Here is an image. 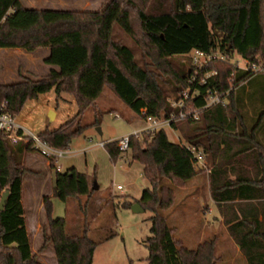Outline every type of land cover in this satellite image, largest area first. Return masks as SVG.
Wrapping results in <instances>:
<instances>
[{
	"label": "trees",
	"instance_id": "16d2710c",
	"mask_svg": "<svg viewBox=\"0 0 264 264\" xmlns=\"http://www.w3.org/2000/svg\"><path fill=\"white\" fill-rule=\"evenodd\" d=\"M137 3L156 4L157 11L148 14L136 9ZM134 14L146 46L159 63L169 66L172 58L187 60L182 71L173 75L179 84L177 98L189 86L198 92L185 110L202 108L209 91L229 92L225 106L203 109L194 121L171 122L184 143L169 141L165 130L129 136L130 158L142 164L141 174L150 185L134 201L152 213L145 241L147 264H215L211 242L183 247L168 221L179 187L201 170L194 168L187 144L200 149L203 156L212 155L211 198L220 213L222 206L229 205L225 223L245 263L264 264V73L242 81L243 72L219 61L206 64L192 82L194 68L188 57L192 50H202L229 57L236 53L248 63L264 60V0H110L102 9L87 12L38 10L20 0H0V49L27 53L47 49L43 63L52 67L41 79L20 76L0 85V108L16 117L26 101L42 93L53 90L56 97L60 93L72 96L77 106L74 118L37 135L47 145L67 151L75 137L91 128L93 123L82 124L83 114L105 86L135 116L142 111L152 117L177 114L179 109L166 103L157 77L135 62L130 48L111 39L114 25L134 36ZM104 149L113 163L123 154L116 140L107 142ZM222 150L234 158L252 159L255 179L243 173L227 178L226 170L216 163ZM29 151H35L31 140L10 143L0 131V199L8 192L0 210V264H42L32 252L22 206L23 157ZM49 161L54 168L53 159ZM54 177L51 197L66 202L83 196L86 200L78 207L85 211L94 192L88 176L70 168L55 172ZM51 197L42 202L46 217L42 249L50 244L57 264H92L95 248L115 233L110 229L93 238L85 226L78 236L67 235L65 219L52 218ZM132 204L125 198L118 206L125 209Z\"/></svg>",
	"mask_w": 264,
	"mask_h": 264
},
{
	"label": "rangeland",
	"instance_id": "374dc122",
	"mask_svg": "<svg viewBox=\"0 0 264 264\" xmlns=\"http://www.w3.org/2000/svg\"><path fill=\"white\" fill-rule=\"evenodd\" d=\"M109 1L21 0L24 5L38 10L49 8L76 12L98 11ZM140 8L148 14L157 11V5L153 3L144 6L137 3L136 9ZM135 10L132 13H135ZM133 30L134 36L130 37L114 25L111 39L119 46L123 45L130 48L135 62L157 77L158 84L166 94V103L171 104L178 100L180 96L176 97L175 89L179 84L173 75L182 71L187 60L185 58H172L169 60V66L159 63L153 52L145 44L135 14L133 15ZM7 52L0 53V83H9L11 80L9 77L12 73L15 75L18 65L25 68L24 65L32 59L35 60L36 64H39L41 58L48 54L47 49H41L34 58L27 57L29 55L24 56L22 53L25 51L22 50L8 49ZM235 59L240 61L238 56ZM41 72L36 76L37 79L46 73V71ZM100 95L99 99L83 114L82 124L93 123L91 128L71 141L69 149V152L72 153L71 156L61 158L58 163V165H71L72 163L74 167L88 176L91 187L93 182H96L97 187L93 190L87 209L84 211L78 207L86 200L83 196L63 202L51 197L53 195L51 191V194L45 197H51L52 218L65 219L67 235L78 236L85 226H88L93 232V238L100 237L102 234L105 235L110 229L115 233L109 241L99 244L95 248L92 264H147L149 253L145 241L150 235L148 218L152 213L149 210L133 213L131 208L123 209L118 206L119 202L125 198L140 196L145 184L148 185L143 174H141V163L134 161L131 164L132 159L128 150L113 163L107 158L104 149L95 148L97 142L108 139L110 141L118 140L123 136L134 134L132 131L142 130V127L133 125L135 122L129 121L127 115L135 117L137 123H143L144 120L141 115L135 116L128 110L112 93L109 86H105ZM61 96L66 101L56 102L55 93L51 90L38 95L36 99L26 101L15 118L16 123L21 124L25 129L28 128L37 136L45 126L49 127V130H53L59 126L61 121L63 123L68 122L76 115L77 106L72 96L68 94ZM49 107L56 108L59 113L57 122L50 121L47 112ZM165 131L169 141L184 143L179 139L178 132L170 129ZM231 155L232 153L227 155L222 150L219 152L216 162L221 166V169L226 170L227 178L233 180L239 173H243L245 176L255 179L256 167L252 165V159L246 155L238 156V158L231 157ZM211 162L212 155L205 153L203 166L199 168L201 169L199 175L186 185L179 187L176 193V205L167 213L169 224L175 228L174 236L183 247L191 249L206 241L211 242L215 264H246L244 256L236 247L225 223L226 218L230 215L229 205L222 206L220 213L218 205L211 198L209 184ZM24 168L23 182L30 174V169H27L25 164ZM50 171L55 173L53 169ZM116 186H120L123 191L116 190ZM48 192L50 193L49 189L46 188L44 193ZM22 194V206L25 210L32 252L42 264H57L52 246L47 244L42 249V228L46 226L44 209L42 208V211L37 209L30 184L23 185Z\"/></svg>",
	"mask_w": 264,
	"mask_h": 264
},
{
	"label": "built area",
	"instance_id": "2783aa9c",
	"mask_svg": "<svg viewBox=\"0 0 264 264\" xmlns=\"http://www.w3.org/2000/svg\"><path fill=\"white\" fill-rule=\"evenodd\" d=\"M236 56L239 57V60H236ZM189 59L191 60V65L194 68V74L192 75V82L196 80V74L208 63L211 62H228L232 67L237 69L240 72L244 73V78L242 81H247L254 75L264 73V60L258 59L255 62L248 63L241 56L232 54V57H229L223 53L217 52H204L202 50H192L188 54ZM215 74V73H211ZM204 76L208 77V74ZM229 92L224 94H218L215 92L209 91L205 104L200 109H189L185 110L187 102L198 95L196 89L191 88L190 86L185 88V90L180 95L179 99L172 102L171 106L173 108L179 109L177 114L171 113L168 116H149L146 114V111H142L141 117L145 122L146 128L139 132H155L157 130H171V122L175 120H189L194 121L198 118L199 113L203 109H208L212 106L223 105L227 103V96ZM0 131L4 132L7 139L10 143H17L21 141H27L28 139L32 141L33 148L39 153L40 156L48 160L53 159L54 162H57L60 157H63L67 154V150L55 149L47 145L44 141L42 142L38 136L25 132L19 128L15 122V117L12 114H8L4 111L3 107L0 108ZM138 132L132 134L136 135ZM130 136V135H129ZM129 136H123L117 141L118 147L121 153H124L129 148ZM103 146V144H101ZM186 150L191 153L194 160V168L199 169L203 166L204 156L203 152L200 149H196L193 146L186 145ZM116 190H121L120 186H116Z\"/></svg>",
	"mask_w": 264,
	"mask_h": 264
},
{
	"label": "crops",
	"instance_id": "0c3cea01",
	"mask_svg": "<svg viewBox=\"0 0 264 264\" xmlns=\"http://www.w3.org/2000/svg\"><path fill=\"white\" fill-rule=\"evenodd\" d=\"M21 1V0H20ZM26 6V5H25ZM28 7V6H27ZM30 8H34V7H30ZM36 9V8H35ZM42 9H49V8H42ZM88 11H96V10H88ZM17 50V49H15ZM41 50V49H40ZM9 52V51H8ZM7 50H2L0 49V53H8ZM39 53V51H36V52H33V53H29L27 54L26 52L22 53L24 56L25 55H29L27 57H30V58H34L35 55H37ZM47 55L45 54L41 60L39 61V64H36L35 63V60H31L30 62L28 61L24 66L25 68L21 67L20 65H18L17 69H16V73L14 75V73L11 74V76L9 77V79H11L9 82H13V81H17L20 79V76H29L30 78L32 79H35L37 80L36 76H38L39 74H41L42 72L41 71H46L45 75L48 73V71L52 68L51 66L49 65H46L43 63V59L46 57ZM40 72V73H39ZM45 75H42L41 77L45 76ZM41 79V78H40ZM13 80V81H12ZM1 84H9V83H0ZM103 91V90H102ZM102 93V92H101ZM100 93V94H101ZM62 94H65V93H60L58 97H56V102H65L66 99L63 98V96H61ZM101 96V95H100ZM99 96V97H100ZM99 97L96 99V101L99 99ZM38 98V97H37ZM73 99V98H72ZM119 100V99H118ZM74 101V100H73ZM95 101V102H96ZM75 102V101H74ZM76 104V103H75ZM47 112L48 113H52V120H50L51 122H57L58 121V118H59V113L57 112L56 108H52V107H49L47 109ZM77 112H75L76 114ZM119 115V114H117ZM120 117V115H119ZM16 118V117H15ZM127 118L129 121H131L133 123V125H137V126H140L142 127L141 129H145L146 126H145V122L143 123H137L135 120V117L131 116V115H127ZM16 122V121H15ZM63 121H61L60 124H62ZM19 128L25 132H29L30 134H33L30 130L25 129L23 126H21V124L19 123H16ZM59 126L53 128V130L57 129ZM44 129H49V127H46L43 128ZM136 130V129H134ZM172 130V129H171ZM174 131V130H173ZM43 131H39V133H41ZM133 133H136V132H139L138 131H132ZM35 135V134H33ZM36 136V135H35ZM90 141V139H89ZM110 139H108L107 141H100V142H97L96 143V147L95 148H100V149H104V145L107 144V142H109ZM115 141V140H114ZM101 144H103V146H101ZM35 150V149H34ZM105 150V149H104ZM71 152H69V150L67 151V154L63 157H60L61 158H64V157H68V156H71ZM107 155V153H106ZM107 158H109V156L107 155ZM60 159L57 160V162H54V168H51V164H50V161L46 158H43L42 156L39 155V153L35 150L33 152L29 151L27 154L24 155L23 157V162L25 164V167L28 169H30V174H29V177L26 179H24V182H23V185H25L26 183L30 184V189H31V193L33 194L34 196V200L36 201V206H37V209L42 211V202L45 198V196L47 195H50L51 194V191H52V188H53V184H54V175L55 173L53 174L50 169H53L54 172H58V173H62V172H65L66 170L70 169V168H74L75 170H77L78 172H81V170H79L78 168L74 167L73 164L71 163V165H66V164H60L58 165ZM134 161L131 162V164L133 163ZM140 170L142 172V164L140 165ZM145 182H147L148 185L145 184L144 188H150V185L148 183V181L145 179ZM97 187V184L96 182H93L92 184V190H95V188ZM48 188L50 193H44L45 192V189ZM122 190V189H121ZM123 191V190H122ZM142 193V192H141ZM141 195L136 197V198H130L132 200V202L134 203V201H138L140 199ZM41 198V201H39Z\"/></svg>",
	"mask_w": 264,
	"mask_h": 264
},
{
	"label": "water",
	"instance_id": "95a60500",
	"mask_svg": "<svg viewBox=\"0 0 264 264\" xmlns=\"http://www.w3.org/2000/svg\"><path fill=\"white\" fill-rule=\"evenodd\" d=\"M49 119L52 120V113H49ZM98 132L99 134L101 133L100 130L98 129ZM7 196H8V192L7 191H4L2 193V196H1V199H0V210H2L4 204H5V201L7 199ZM131 210L133 213H142L143 209L141 206H139L137 203H134L131 205Z\"/></svg>",
	"mask_w": 264,
	"mask_h": 264
}]
</instances>
